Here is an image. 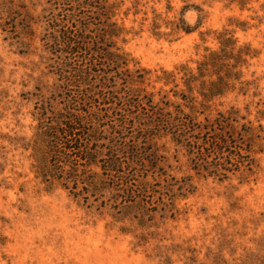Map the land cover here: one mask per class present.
<instances>
[{
    "label": "rangeland",
    "instance_id": "374dc122",
    "mask_svg": "<svg viewBox=\"0 0 264 264\" xmlns=\"http://www.w3.org/2000/svg\"><path fill=\"white\" fill-rule=\"evenodd\" d=\"M117 1L124 33L116 46L129 55L131 68L147 72L136 86L154 94L155 103H170V112L182 104L189 113L194 106L203 123L234 107L256 134L253 162L245 157L226 179L210 176L186 139L162 131L149 136L151 107L132 108L123 97L101 104L107 115L99 127L107 139L102 143L111 145L108 124L120 114L115 107H126L135 123L125 151L134 144L144 160L119 173L105 172L102 162H80L77 178L92 187L45 180L35 134L69 99L50 48L51 25L65 23L75 6L0 0V264H264V0ZM156 15L161 23L183 17L197 29L157 37L151 31ZM223 48L229 67L220 75L213 66L200 74L205 57ZM184 67L199 74L193 93L184 84ZM165 72L174 82H166ZM225 76L229 87L202 106L200 88ZM192 96L195 102L183 99ZM71 169L65 165L63 177Z\"/></svg>",
    "mask_w": 264,
    "mask_h": 264
},
{
    "label": "trees",
    "instance_id": "16d2710c",
    "mask_svg": "<svg viewBox=\"0 0 264 264\" xmlns=\"http://www.w3.org/2000/svg\"><path fill=\"white\" fill-rule=\"evenodd\" d=\"M64 1L75 7L69 9L65 23L59 25L56 24L57 21H53L50 48L58 59L59 76L63 82L61 87L69 99L62 111L40 123L33 144L37 168L40 170L38 172L45 180L48 177L61 178L66 183L74 182L77 186L75 188H78L79 183L89 186V180L81 181L77 178V166L80 162L85 167L98 166V162H102L101 168L105 172L119 173L125 166L144 160L134 144L125 151L126 134L134 128L135 123V119L130 120L129 114L125 113L126 107H115L120 114L117 123L108 124L112 134L108 137L111 145L105 146L102 143V140L107 139L103 137V131L99 127L107 115L106 112L103 113L101 104L113 105L116 101L123 100V97L126 105L129 104L132 108L141 109L145 105L151 107L153 117L145 125L151 131L149 136L153 131H162L172 134L174 138L186 139L198 167L210 176L226 179L228 174L241 170L245 157L249 158L250 164L253 162L249 156L255 152L253 145L256 134H253L251 127L240 123L244 118L239 116L234 107L226 112H218L215 118L206 117L203 123L198 121L194 106L190 107L192 112L189 113L185 112L182 104L175 106L173 112H170L167 105L170 103H155L154 94H147L144 89L136 86L144 83L147 72L140 67L131 68L132 60L129 55L116 46L115 39L124 33V27L116 20L121 1ZM161 20V16L156 15L151 27L152 33L157 37L189 34L197 29L189 26L183 17L164 23ZM163 25L170 31L161 32ZM225 54V48L220 53H209L200 63V74L202 70L213 66L215 73L220 75V69L229 67L224 63L227 60L224 59ZM183 70L186 89L193 93L194 82L199 81V74L195 76L186 67ZM164 74L167 83L174 82L173 73ZM226 78L227 76L219 77L216 82L200 88L198 92L203 99L202 106L205 107L207 101L229 87ZM73 87L76 88L75 92L71 91ZM68 91L69 94H66ZM183 99L190 103L196 101L193 96ZM96 103H99L100 108H96ZM104 148H107L105 154ZM65 165L72 166L70 177H63Z\"/></svg>",
    "mask_w": 264,
    "mask_h": 264
}]
</instances>
